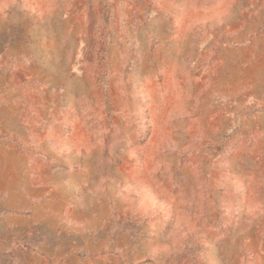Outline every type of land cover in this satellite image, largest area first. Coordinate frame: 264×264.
Listing matches in <instances>:
<instances>
[{"label": "rangeland", "instance_id": "1", "mask_svg": "<svg viewBox=\"0 0 264 264\" xmlns=\"http://www.w3.org/2000/svg\"><path fill=\"white\" fill-rule=\"evenodd\" d=\"M0 264H264V0H0Z\"/></svg>", "mask_w": 264, "mask_h": 264}]
</instances>
